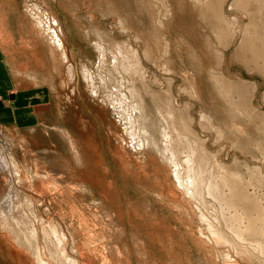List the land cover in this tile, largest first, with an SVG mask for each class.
<instances>
[{
	"label": "rangeland",
	"instance_id": "1",
	"mask_svg": "<svg viewBox=\"0 0 264 264\" xmlns=\"http://www.w3.org/2000/svg\"><path fill=\"white\" fill-rule=\"evenodd\" d=\"M161 1L0 0V45L19 88L13 98L18 90L28 93L14 104L0 100V108L11 109L9 117H0V160L5 159L0 162V264H37L35 254L21 249L5 225L20 219L15 229L30 231L35 250H42L47 264H263L264 233H249L243 231L245 223L231 222L234 211L223 208L207 188L213 163L224 165L244 181L252 179L243 188L261 201L264 215V73L248 50L263 51L264 13L255 8L258 2L242 11L236 8L239 0H224L219 22L197 8L199 0ZM33 6L46 13L42 24L35 18L38 12L29 11ZM56 42L62 44L66 61L60 59ZM122 65L129 66L128 72ZM131 66L138 72L132 73ZM214 72L225 78L233 100L242 105L239 110L218 92L211 79ZM36 94L43 102L37 97L30 104ZM19 110H33L36 116L22 121L10 117ZM165 112L173 114L175 130ZM183 122L193 127L199 145L204 143L205 172L197 168L188 147L191 138L181 133ZM191 180L199 184V195H189ZM209 226L217 227L219 242Z\"/></svg>",
	"mask_w": 264,
	"mask_h": 264
},
{
	"label": "bare ground",
	"instance_id": "2",
	"mask_svg": "<svg viewBox=\"0 0 264 264\" xmlns=\"http://www.w3.org/2000/svg\"><path fill=\"white\" fill-rule=\"evenodd\" d=\"M159 1H161V0H159ZM196 1V0H195ZM194 1V2H195ZM223 1L224 0H199V2H197L198 4V6H197V8H199L200 9V11L201 12H203V13H205V14H207L208 15V17H211V18H213V19H215V21L217 20V21H219L220 22V19H221V17H222V13H221V6H222V4H223ZM240 2H235L236 4H238V6H236V8L238 7V9L239 8H241V10L243 11H247V10H249L250 9V6H252V7H255V5H256V3L258 2V4L259 5H257V7H255V8H257V11H259V12H261V14H262V11H263V13H264V2H262L261 0H239ZM162 3H163V0L161 1ZM161 2H158V4L159 3H161ZM256 2V3H255ZM157 4V5H158ZM165 4H166V2H165ZM28 6H30V5H28ZM164 6V5H163ZM166 6V5H165ZM164 6V7H165ZM196 6V5H195ZM232 7H234V6H232ZM163 8V7H162ZM162 8H160V9H162ZM169 7L167 6V9H168ZM235 8V7H234ZM29 8H27V10H28ZM166 9V8H165ZM254 9V8H253ZM252 9V10H253ZM30 10H32V11H37L38 12V14H36L37 15V17H35L36 19H37V21H38V23L39 22H41V24H42V18H43V20H45V19H47V17H46V13H44V11L43 12H40V11H38L39 9H37V8H34V6L33 7H30V9H29V11ZM240 10V9H239ZM254 10H256V9H254ZM31 11V12H32ZM169 11V10H168ZM198 11V10H197ZM151 12V11H150ZM153 12V11H152ZM151 12V13H152ZM249 12V11H248ZM252 12V11H251ZM250 12V13H251ZM164 13V12H163ZM245 14H246V12H244ZM32 14H33V12H32ZM35 14V13H34ZM167 14V13H166ZM261 14H259V16L261 15ZM49 15V14H48ZM151 15V14H150ZM256 15V14H255ZM44 16V17H43ZM235 17V16H234ZM244 17V16H243ZM260 17H263V16H260ZM32 18H33V16H32ZM45 18V19H44ZM155 19V18H154ZM252 19V18H251ZM257 19V18H256ZM34 20V19H33ZM224 20H225V18H224ZM238 19L236 18V20H235V18H234V21L233 22H235V21H237ZM259 20V19H258ZM159 22H160V20H158ZM162 21V20H161ZM239 21H240V19H239ZM253 21H254V18H253ZM263 21V20H262ZM52 22V21H51ZM156 23H158L157 22V20L155 21ZM228 22V21H227ZM251 23V25H252V21H248V23ZM255 22V21H254ZM259 22V21H258ZM37 23V24H38ZM49 23V22H48ZM240 23V22H239ZM238 23V24H239ZM247 23V24H248ZM261 23V22H260ZM259 23V24H260ZM45 24V23H44ZM51 24H53V23H51ZM229 24V23H228ZM234 24H236V23H234ZM255 24H257V23H255ZM39 25V24H38ZM48 25V24H47ZM46 25V26H47ZM158 25V24H157ZM160 25V24H159ZM158 25V26H159ZM230 25V24H229ZM251 25H249L250 27H253V28H255L253 25L251 26ZM260 25H262V24H260ZM44 26V25H43ZM43 26H41V27H43ZM53 26V25H52ZM124 26V25H123ZM160 26H162V25H160ZM220 26V25H219ZM233 26V25H232ZM218 27V26H217ZM220 27H222V26H220ZM229 27V29H230V26H228ZM234 27H236V26H234ZM241 27V26H240ZM240 27H238V28H240ZM39 28V27H38ZM45 28V27H44ZM155 28H156V26H155ZM231 28H233V27H231ZM246 28V27H245ZM262 28V27H261ZM41 29V28H40ZM39 29V30H40ZM256 29V28H255ZM254 29V30H255ZM47 30H49V29H47ZM52 30V29H51ZM154 30V29H153ZM222 30V29H221ZM232 30V29H231ZM240 30V29H239ZM245 30H247V29H245ZM249 30H250V28H249ZM42 31V30H41ZM57 31V30H56ZM243 31V30H242ZM258 31V30H257ZM51 32V31H50ZM246 32V31H245ZM248 32V31H247ZM246 32V33H247ZM255 32V31H254ZM253 32V33H254ZM231 33V32H230ZM40 34V33H39ZM251 34H252V32H251ZM41 35H42V33H41ZM44 35L45 36H47V34H46V32L44 33ZM152 35V34H151ZM236 35V34H235ZM245 35V34H244ZM248 35V34H247ZM254 35V34H253ZM49 36H51L52 37V35L51 34H49ZM55 36H56V34H55ZM54 35H53V37H55ZM61 36V35H60ZM159 36V35H158ZM231 36V35H230ZM257 36V35H256ZM260 36V35H259ZM138 37V36H137ZM232 37V36H231ZM248 37V36H247ZM247 37H245L246 39H247ZM254 37H255V35H254ZM42 38H44V36L42 37ZM233 38H234V36H233ZM257 38H258V36H257ZM48 39V38H47ZM55 39H56V37H55ZM61 39V38H60ZM221 39V38H220ZM250 38H248V40H249ZM261 39H262V37H261ZM260 38H259V42H260V40H261ZM264 39V38H263ZM51 40H53V39H51ZM245 40V39H244ZM248 40H245L246 42L248 41ZM251 40V39H250ZM45 41H46V38H45ZM56 41V40H55ZM148 41V40H147ZM157 41H158V39H157ZM230 41V40H229ZM264 41V40H263ZM232 42V41H231ZM245 42V43H246ZM251 42H253V43H255L254 41H251ZM258 42V43H259ZM47 43H48V41H47ZM51 43V42H50ZM55 43V42H54ZM57 43V45H56V47L58 48V50H60L59 52H60V55H61V58L60 59H65V61H66V58H67V55H66V53H65V50L63 49V46H62V44H60V43H58V42H56ZM224 44L226 43L225 41L223 42ZM222 43V44H223ZM228 43H230V42H228ZM244 43V44H245ZM250 43V42H249ZM124 44V43H123ZM47 45H49V44H47ZM98 45V44H97ZM100 45V44H99ZM117 45V44H116ZM120 45V44H119ZM226 45H228V44H226ZM226 45H224V46H226ZM254 45V44H253ZM252 45V46H253ZM256 45H258V44H256ZM256 45H254V46H256ZM96 46V45H95ZM101 46V45H100ZM99 46V47H100ZM124 46V45H123ZM117 48L119 47V46H116ZM125 47H127V46H125ZM264 47V46H263ZM52 48H54V47H52ZM56 48V49H57ZM96 48H97V46H96ZM113 48V47H112ZM137 48V47H136ZM147 48V47H146ZM166 48V47H165ZM102 49V48H101ZM124 49V48H123ZM246 49V48H245ZM257 49V48H256ZM53 50V49H52ZM119 50V49H118ZM117 49H116V52H118L119 53V51H118ZM155 50V49H154ZM248 50H251L250 52H252V60H253V63H255L256 65H257V67H258V69H260V71H262L263 73H264V48H263V51L261 50V52H259V51H253V50H255L254 48H253V50L252 49H248ZM258 50V49H257ZM55 51V50H54ZM102 51V50H101ZM124 51H126V49L124 50ZM132 51V50H131ZM149 51H150V49H149ZM161 51V50H160ZM108 52V51H107ZM127 52V51H126ZM146 52V51H145ZM144 52V53H145ZM191 52V51H190ZM219 52V51H218ZM53 53V52H52ZM105 53V52H104ZM120 53H121V51H120ZM125 53V52H124ZM143 53V52H142ZM152 53V52H151ZM167 53V52H166ZM55 54V53H54ZM53 54V55H54ZM107 54V53H106ZM122 54V53H121ZM120 54V55H121ZM128 54V53H127ZM127 54H125V57H127L126 55ZM168 54V53H167ZM219 54H220V52H219ZM56 55V54H55ZM100 55H102V53L100 54ZM119 55V56H120ZM128 55H130V52H129V54ZM132 55H135V52H133V54ZM144 55V54H143ZM147 55V54H146ZM149 55V54H148ZM103 56V55H102ZM101 56V57H102ZM115 56H118L117 55V53H116V55ZM123 56V55H122ZM136 56V55H135ZM152 56V55H151ZM55 57V56H54ZM105 57V56H104ZM104 57H102V59L104 60ZM129 57V56H128ZM127 57V58H128ZM134 58V57H133ZM133 58H132V62H133ZM150 58V57H149ZM220 58H222V56H220ZM219 58V59H220ZM101 59V60H102ZM113 59V61H114V58H112ZM119 59H120V57H119ZM122 59V58H121ZM131 58H129V60H130ZM135 59V63L137 62V60H136V58H134ZM148 59V58H147ZM117 60V62H119V61H121V60H119L118 61V59H116ZM122 60H125L124 59V57H123V59ZM139 60V59H138ZM151 60V59H150ZM221 60V59H220ZM62 61V60H61ZM105 61V60H104ZM128 61V60H127ZM131 61H130V63H131ZM154 61V60H153ZM169 62H170V60H168ZM64 62V61H63ZM123 62V61H122ZM125 62H126V60H125ZM217 62H219V61H217ZM114 63H115V61H114ZM124 63V62H123ZM130 63H129V65H130ZM109 64V63H108ZM111 64V63H110ZM118 63H116V64H113V65H117ZM121 64V63H120ZM132 64V63H131ZM119 65V64H118ZM117 65V66H118ZM124 65V64H123ZM122 65V66H123ZM136 65V64H135ZM138 66H136V67H138L139 68V64H137ZM170 66V65H169ZM112 67V66H111ZM119 67V66H118ZM121 67V66H120ZM124 67V66H123ZM122 67V68H123ZM126 67H128V69H130L129 68V66L127 65H125V67L124 68H126ZM133 66H131V68H132ZM68 69H67V73L69 74V77H70V79L72 80V78H73V74H72V66H69V67H67ZM83 68V70H84V72H86V69H85V67H82ZM113 68V67H112ZM123 68V69H124ZM134 68V67H133ZM133 68H132V73H133V71H135L136 70V68H135V70H133ZM141 68V67H140ZM117 69V67L115 68V70L114 71H117L116 70ZM170 69V68H169ZM113 70V69H112ZM126 70H127V68H126ZM138 70V69H137ZM136 70V72H138ZM165 70V69H164ZM123 71V70H122ZM122 71H120V72H122ZM142 70H140V72H141ZM169 70L167 69L166 70V72H168ZM88 72V71H87ZM124 72H126V71H123L122 73H124ZM127 72H128V70H127ZM130 72V71H129ZM135 73V72H134ZM87 74V73H86ZM126 74V73H125ZM136 74V73H135ZM140 73H138V75H139ZM116 75V74H115ZM137 75V74H136ZM141 75H142V72H141ZM90 76V75H89ZM134 76V75H133ZM210 76H212V75H210ZM85 77V76H84ZM100 77V76H99ZM102 77V76H101ZM120 77V76H119ZM213 77V78H212ZM211 77V79H212V81H214V83H215V85H216V88H217V90H218V92L220 93V95L221 96H223L224 98H225V100L226 101H228L229 103H230V106H233L234 108H238V110H239V108L240 107H242V105H241V103H237L236 101H234L233 100V98H232V95L231 94H233V92H231V94L229 93V91L230 90H232V89H229V91H228V88L225 86V83H226V81L224 80L225 78H223L222 79V77L219 75V74H217V73H213V76ZM123 78V77H122ZM121 78V79H122ZM138 78V77H137ZM140 78V77H139ZM69 79V80H70ZM88 79H89V77H88ZM102 79H105V77L104 78H102ZM102 79H100V80H102ZM112 79H113V77H112ZM84 80V79H83ZM115 80V79H114ZM131 80V79H130ZM137 80V79H136ZM168 80H169V78H168ZM85 81V80H84ZM103 81V80H102ZM108 82H109V80H107ZM124 81V80H123ZM170 82H171V79L169 80ZM224 81H225V83H224ZM231 81V80H230ZM99 82V81H98ZM104 82V81H103ZM132 82V81H131ZM139 82V81H138ZM232 82V81H231ZM230 82V83H231ZM116 83V82H115ZM119 83V82H118ZM229 83V84H230ZM133 86H134V84L133 83H131ZM170 84V83H169ZM235 84V83H234ZM243 84V83H242ZM88 85V84H87ZM121 85V84H120ZM132 85H130L131 87H132ZM231 85H233L232 83H231ZM236 85V84H235ZM141 86H142V83H141ZM191 86V85H190ZM238 86V85H237ZM236 86V87H237ZM240 86H241V84H240ZM192 87V86H191ZM190 87V88H191ZM235 87V88H236ZM242 87H244V86H242ZM115 88V87H114ZM128 88V87H127ZM232 88V87H231ZM234 88V89H235ZM239 88V87H238ZM241 88V87H240ZM129 89V88H128ZM133 89V88H132ZM136 89H137V87H136ZM141 89V88H140ZM169 89V88H168ZM189 89V88H188ZM193 89V88H192ZM192 89H190L189 91H188V95H190L191 94V96H193L194 94H193V90ZM92 90V89H91ZM118 90V89H117ZM133 90H135V89H133ZM171 90V89H170ZM169 90V91H170ZM184 90V89H183ZM235 90H237V89H235ZM240 90V89H239ZM243 90V89H242ZM241 90V91H242ZM94 91V90H93ZM92 91V92H93ZM129 91V90H128ZM151 91V90H150ZM91 92V91H90ZM89 92V93H90ZM96 92V91H95ZM133 92V91H132ZM172 92V91H171ZM237 93H238V91H236ZM235 91H234V94L236 93ZM240 92V91H239ZM115 93V92H114ZM130 93V92H129ZM155 93V92H154ZM157 93V92H156ZM155 93V95L154 96H156V100H157V94ZM167 93H168V91H167ZM236 93V94H237ZM93 94H94V92H93ZM92 94V95H93ZM109 94V93H108ZM138 94H140V92L138 93ZM137 94V97L139 96ZM151 94V93H150ZM153 94V93H152ZM170 94V93H169ZM124 95V94H123ZM142 95V94H141ZM140 95V96H141ZM158 95H160V94H158ZM125 96V95H124ZM131 96H133L134 97V94L133 95H131ZM161 96V95H160ZM164 97H165V95H163ZM242 95H239L238 97H241ZM115 97V96H114ZM142 97V96H141ZM168 97H170V96H168ZM197 97V96H196ZM235 97V96H234ZM237 97V96H236ZM237 97V98H238ZM111 98V97H110ZM135 98V97H134ZM143 98V97H142ZM224 98H222L223 100H224ZM94 99H96V98H94ZM118 99V98H117ZM136 99V98H135ZM169 99V98H168ZM167 99V100H168ZM240 99V98H239ZM242 99V98H241ZM245 99V98H244ZM111 100V99H110ZM132 100V99H131ZM162 100H164V98L162 99ZM166 100V99H165ZM170 100V99H169ZM168 100V101H169ZM224 100V101H225ZM136 101V100H135ZM138 101V100H137ZM137 101L135 102V103H137ZM118 102H119V100H118ZM142 102V101H141ZM140 102V103H141ZM159 102V101H158ZM163 102V101H162ZM239 102H240V100H239ZM110 103V102H109ZM133 103V102H132ZM134 103V104H135ZM169 103H170V101H169ZM225 103H227V102H225ZM126 104V103H125ZM159 104V103H158ZM171 104V103H170ZM117 105H119V104H117ZM160 105V104H159ZM187 105H188V103H187ZM229 105V104H228ZM241 105V106H240ZM132 106V105H131ZM141 106H143V105H141ZM188 106H190V105H188ZM187 106V107H188ZM127 107V106H126ZM138 107H140V106H138ZM145 107V106H144ZM185 107V106H184ZM133 108V107H132ZM186 108V107H185ZM140 109H141V107H140ZM232 109V108H231ZM243 109H244V106H243ZM242 109V110H243ZM121 110V109H120ZM129 110V109H128ZM134 110V109H133ZM136 110V109H135ZM142 110V109H141ZM187 111H188V109H186ZM250 110H251V107H250ZM165 111V110H164ZM169 111V110H168ZM184 111V110H183ZM236 111V110H235ZM245 111H247V110H244V112ZM145 112V111H144ZM171 112V111H170ZM179 112V111H178ZM189 112V111H188ZM234 112V111H233ZM241 111H239V113H240ZM251 112V111H250ZM250 112L248 111L247 113H248V115L250 116L251 114H250ZM166 113V112H165ZM243 112H241V114H242ZM140 114H143L141 111H140ZM145 114H147V113H145ZM154 114V113H153ZM202 114V113H201ZM206 114V113H205ZM230 114H233V113H230ZM156 115V114H155ZM166 115H167V117L168 118H170L169 120H171L170 121V123H171V125H172V128L174 127V130H175V126H174V124L176 123L175 121V119H174V116H173V114H171V113H166ZM166 115H165V118L164 119H166L167 117H166ZM185 115V114H184ZM190 115V114H189ZM247 115V116H248ZM139 116V115H138ZM142 116V115H141ZM146 116V115H145ZM182 116V115H181ZM207 116V115H206ZM210 116V115H209ZM234 116V115H233ZM242 116V115H241ZM143 117V116H142ZM205 117V116H204ZM140 118V117H139ZM145 118V117H144ZM167 118V119H168ZM187 118V117H186ZM192 118V117H191ZM201 118H203V115H201ZM147 119V118H146ZM206 119H208V118H206ZM132 120V119H131ZM136 120V119H135ZM143 120V119H142ZM145 120V119H144ZM154 120V119H153ZM192 120H193V118H192ZM157 121H158V119H157ZM166 121V120H165ZM203 121V120H202ZM210 121V120H209ZM208 120H207V123L209 122ZM149 122V121H148ZM150 122H154V121H150ZM169 122V121H168ZM213 122V121H212ZM190 123H191V121H190ZM206 123V124H207ZM151 124V123H150ZM156 124H157V122H156ZM168 124V123H167ZM181 124H183V129H181V133H183L185 136H187L188 137V139L189 138H191L189 141H191L192 142V144H190V142L188 143L189 144V146L188 147H190V151H192V153H193V155L196 157V164H197V168L200 170V171H202L203 172V170L205 169V157L207 156V150H206V148H202V145L204 144H202L201 143V146L199 145V139H198V136H196V133L194 132V130L189 126V123H186V124H184V122L183 123H181ZM199 124H201L202 125V127L205 125V123L204 122H200ZM149 125V124H148ZM146 126V127H148V129L150 128L149 126ZM176 125V124H175ZM151 126V125H150ZM207 126V125H206ZM212 126V125H211ZM146 127L145 126H143V129L142 130H144V128L146 129ZM164 127V126H163ZM264 127V126H263ZM171 128V129H172ZM180 127H178V129H179ZM204 128V127H203ZM208 128H210V127H207V130H210V129H208ZM262 128V127H261ZM261 128H259L260 130H261ZM218 129V128H217ZM219 130V129H218ZM259 130V131H260ZM153 131V130H152ZM151 131V132H152ZM165 131V130H164ZM217 130L215 129V134H219L220 132L218 131V133L216 132ZM262 131V130H261ZM62 132H63V130H62ZM144 132V131H143ZM143 132H142V134H143ZM176 132V131H175ZM178 132V131H177ZM180 132V131H179ZM178 132V133H179ZM263 132V131H262ZM147 133V132H146ZM145 132H144V134H146ZM264 133V132H263ZM63 134V133H62ZM133 134V133H132ZM65 135V134H64ZM199 135V134H198ZM222 135V134H221ZM220 134L218 135V136H221ZM178 136V135H177ZM181 136V135H180ZM69 137V136H68ZM67 137V138H68ZM146 137V136H145ZM153 137H155V136H153ZM170 137V136H169ZM169 137H168V140H169ZM184 137V136H183ZM149 139H150V137H148ZM174 138H175V136H174ZM220 138V137H219ZM70 139V138H69ZM171 140V139H170ZM176 140H178L177 139V137H176ZM175 140V141H176ZM187 140V139H186ZM69 141H71V140H69ZM145 141H146V138H145ZM201 141H203V140H201ZM260 141V140H259ZM147 142H148V140H147ZM146 142V143H147ZM153 142V141H152ZM151 142V143H152ZM178 142H180V140L178 141ZM177 142V143H178ZM149 143V142H148ZM155 143V142H154ZM169 143V142H168ZM181 143V142H180ZM156 144V143H155ZM164 144H166V142H164ZM173 144H176V143H173ZM181 144H183V143H181ZM147 145H149V144H147ZM260 145V144H259ZM264 145V144H263ZM155 146V145H154ZM156 146H158V145H156ZM155 146V148H157ZM167 146V145H166ZM171 146H172V144H171ZM178 146H179V144H178ZM160 147L162 148V146L160 145ZM163 147H165L164 145H163ZM183 148V146H180V147H178V148ZM187 147V146H186ZM264 147V146H263ZM160 148V149H161ZM262 148V147H261ZM159 148L157 149V150H160ZM173 149V148H172ZM264 149V148H263ZM156 150V151H157ZM169 150V149H168ZM183 149H181V151H182ZM161 151V150H160ZM186 151V150H185ZM189 151V150H188ZM263 151V150H262ZM163 152V151H162ZM161 152V153H162ZM158 153V152H157ZM169 153V152H168ZM173 153V152H172ZM164 154V153H163ZM178 154V153H177ZM182 154V153H181ZM189 154V153H188ZM1 155V154H0ZM161 155V154H160ZM166 155V154H165ZM168 155V154H167ZM166 155V156H167ZM172 155H174V154H172ZM175 156V159H176V155H174ZM186 156V155H185ZM216 155H214V157H215ZM180 157V156H179ZM187 157V156H186ZM189 157V156H188ZM187 157V158H188ZM208 157V156H207ZM164 158V157H163ZM166 158V157H165ZM169 158V157H168ZM167 158V159H168ZM1 160H4L3 161V163L5 162V159H4V157H1ZM1 160H0V162H1ZM172 160L174 161V159L172 158ZM178 161V160H177ZM187 161H189V160H187ZM192 161V160H191ZM216 161H218V160H216ZM7 162H9V161H7ZM176 162V161H175ZM174 162V163H175ZM179 162H181L180 160H179ZM207 162V161H206ZM213 163V162H212ZM168 164V163H167ZM173 164V163H172ZM189 164H191V163H189ZM193 164H195V162L193 163ZM218 164V163H217ZM216 163H213V165H214V168H211L210 170H209V172H208V184H209V187L207 188V190H208V193H210V196L212 195L213 197H215V199H218V202L220 201L221 202V206L223 207V208H228V209H232L233 211H234V213H233V215L231 216V222H233V223H235V222H239V223H245V226H244V230L243 231H249V233H253L254 234V232L255 233H259L258 231H262V234L264 233V230L262 229V225H263V223L261 222V219L262 218H264V215H262V210H263V208H262V206L260 205V202H258L259 200L257 199V198H255L254 196L252 197V196H250L248 193H247V187L246 188H243V184L245 185V184H248L249 182H251L252 181V179H251V181H244L242 178H241V176H240V174L239 173H235V172H231V171H229V170H227L226 168H228V167H225L224 165H217ZM9 165V164H8ZM12 165H13V169H14V164L12 163ZM169 165V164H168ZM177 165V164H176ZM209 165V164H208ZM11 166V165H10ZM187 166H189V165H187ZM211 166H212V164H211ZM179 167V166H178ZM209 167V166H208ZM5 168H6V166H5ZM8 168V167H7ZM193 168H194V166H193ZM12 169V170H13ZM180 169V168H179ZM186 169V168H185ZM188 170V169H187ZM189 170H191V169H189ZM233 170V169H232ZM246 170V169H245ZM247 170H248V168H247ZM260 170V169H259ZM250 171V170H249ZM256 171V170H255ZM182 172V171H181ZM186 172V171H185ZM190 172V171H189ZM204 172H205V170H204ZM237 172V171H236ZM251 173V172H250ZM184 174V173H183ZM194 174V173H193ZM196 174V173H195ZM253 174V173H252ZM251 174V175H252ZM260 174V173H259ZM248 175V174H247ZM254 176H256L255 175V173L253 174ZM201 176H203V175H201ZM204 176H205V174H204ZM250 177V176H249ZM260 177V176H259ZM175 178L177 179V180H179V179H181L180 178V175H179V170L176 168V170H175ZM250 178H254V177H250ZM257 178V177H256ZM190 179V178H189ZM189 179H188V181H189ZM199 179V178H198ZM200 180H202V178L200 179ZM250 180V179H249ZM186 182V181H185ZM194 180H191V184L190 183H188V184H190V186H191V189L189 190L188 189V193H189V195L190 196H192V194H193V192H198V195H199V188H198V186H199V184H198V186H197V184H196V186L194 185ZM200 182V181H199ZM204 182V181H203ZM202 182V183H203ZM259 182V181H258ZM198 183V182H197ZM252 183V182H251ZM262 183V182H261ZM260 183V184H261ZM264 183V182H263ZM180 184H181V182H180ZM187 184V185H188ZM259 184V185H260ZM201 185V184H200ZM223 186L222 188H223V192L222 191H220V186ZM250 185H252V184H250ZM182 186V185H181ZM253 186V185H252ZM249 187V186H248ZM192 188H193V190H192ZM203 188V187H202ZM249 188H251V187H249ZM255 188H256V184H255ZM258 188V187H257ZM262 188V187H261ZM264 188V187H263ZM182 189V188H181ZM187 189V188H186ZM226 189H227V192H225L226 191ZM258 190V189H257ZM261 190V189H260ZM263 190V189H262ZM187 191V190H186ZM215 191H218L217 192V195H216V192ZM259 191V190H258ZM203 192V191H202ZM257 192V191H256ZM12 193V192H11ZM7 194V193H6ZM5 194V195H6ZM16 193H14L13 195H15ZM201 194V193H200ZM204 195V194H203ZM251 195H252V193H251ZM262 195V194H261ZM195 196H196V194H195ZM208 196H209V194H208ZM16 197V196H15ZM203 197V196H202ZM206 197V196H205ZM212 197V198H213ZM4 198V197H3ZM194 198V197H193ZM263 198V197H262ZM205 199V198H204ZM261 199V198H260ZM264 199V198H263ZM3 200H5V199H3ZM8 200V199H7ZM12 200H13V198H12ZM11 200V201H12ZM14 202H15V200H13ZM12 201V202H13ZM195 201H197V200H195ZM208 201V200H207ZM5 202V201H4ZM13 202V203H14ZM17 202V201H16ZM192 202H194V200L192 201ZM205 202V201H204ZM2 203H3V201H2ZM19 203V202H18ZM7 204H8V202H7ZM11 204V203H10ZM213 204V203H212ZM216 204V203H215ZM20 205V204H19ZM203 205V204H202ZM219 205V204H218ZM4 206H6V205H4ZM16 206V205H15ZM15 206H13V207H15ZM7 207V206H6ZM6 207H4V208H6ZM10 207V206H9ZM18 207V206H17ZM20 207V206H19ZM18 207V208H19ZM197 207V206H196ZM17 208V209H18ZM198 208V207H197ZM3 209V208H2ZM2 209L0 208V214H3V211H2ZM15 209V208H14ZM8 210V209H7ZM11 210V209H10ZM217 210V209H216ZM223 210V209H222ZM5 211V210H4ZM13 211V210H12ZM210 211V210H209ZM7 212H9V213H11V211H7ZM15 214H17L16 212H14ZM220 213V212H219ZM229 213V212H228ZM8 214V213H7ZM13 214V213H12ZM224 215V214H223ZM8 216V215H7ZM12 216V215H11ZM23 216V215H22ZM21 216V218H23ZM205 216V215H204ZM6 217V216H5ZM4 217V218H5ZM13 217H14V215H13ZM218 217V216H217ZM3 218V217H2ZM3 218V219H4ZM14 218H16V217H14ZM227 218V217H226ZM255 218H257V220L255 219ZM8 219V218H7ZM12 219V218H11ZM10 219V220H11ZM17 219H19L18 217H17ZM207 219V218H206ZM228 219V218H227ZM5 220V219H4ZM16 220V219H15ZM22 222H23V220L22 219H20ZM200 220V219H199ZM264 220V219H263ZM21 221H17L16 220V222L15 221H13V222H11V221H8L7 222V224H5L6 225V227L8 228V229H11V231L13 232V238H14V240H15V242L21 247V249H23L24 251H30L31 252V255L32 254H35V257H36V259H37V264H47L46 263V259H45V262H44V260L42 259V256H40L41 255V252H39V250H41V249H36L35 250V248H34V245L32 244V238L31 237H29L28 236V234H29V232H28V234H26L25 233V231H24V233L22 232L23 230L22 229H25V227L23 228H21L20 230H22L21 231V233H19L20 231H17L15 228H17L16 226H18V228H19V222L21 223ZM25 221V220H24ZM224 221V220H223ZM256 221H258V222H260L261 224L258 226L257 225V223H256ZM225 222V225H226V220L224 221ZM231 222L229 223V224H231ZM212 223V222H211ZM4 224V223H3ZM25 224V223H24ZM23 224V225H24ZM214 224V223H213ZM227 224H228V222H227ZM242 224V225H243ZM22 225V224H21ZM29 225V224H28ZM215 225V224H214ZM222 225V224H221ZM25 226H26V224H25ZM53 227V226H52ZM221 227V226H220ZM228 227V226H227ZM54 228V227H53ZM52 228V229H53ZM209 228H210V233L213 235V239L214 240H216L217 242H219L221 239H222V236H220V234L217 232V227H216V229H213V228H211V226H209ZM7 229V230H8ZM55 229V228H54ZM225 229V228H224ZM233 229V228H232ZM10 231V232H11ZM34 231V230H33ZM32 231V232H33ZM54 231V230H53ZM56 231V230H55ZM224 231V230H223ZM233 231H234V229H233ZM221 232V231H220ZM235 232V231H234ZM238 232H240V234H239V236H241V235H243L242 234V230L241 231H238ZM57 233H58V231H57ZM232 233V232H231ZM33 234V233H32ZM247 233H245V235H246ZM11 235V236H12ZM30 235H31V233H30ZM47 235V234H46ZM46 235H44V236H46ZM258 236H259V234H257ZM264 235V234H263ZM51 236V235H50ZM62 236V235H61ZM224 236V235H223ZM226 236V235H225ZM230 236V235H229ZM253 235H251L250 237H252ZM255 236H256V234H255ZM34 237V236H33ZM57 237H59V236H57ZM212 237V236H211ZM246 237H248L247 235H246ZM250 237H248V238H250ZM263 237V236H262ZM38 238V237H37ZM245 238V237H244ZM45 239V238H44ZM48 239H49V237H48ZM63 239V238H62ZM200 239V238H199ZM224 239H226V237L224 238ZM231 239H232V237H231ZM34 240V239H33ZM55 240V239H54ZM59 240V239H58ZM227 240V239H226ZM233 240V239H232ZM241 240H242V238H241ZM245 240V239H244ZM248 240V239H247ZM39 241V240H38ZM62 241V240H61ZM201 241H202V239H201ZM237 241V240H236ZM251 241V240H250ZM260 241V240H259ZM258 241V242H259ZM36 242H37V240H36ZM48 242V241H47ZM240 242V241H239ZM252 242V241H251ZM262 242H264V241H262ZM39 243H40V241H39ZM38 243V244H39ZM50 243H51V241H50ZM230 243V242H229ZM237 243V242H236ZM36 244V243H35ZM37 244V245H38ZM48 244V243H47ZM56 244V243H55ZM243 244V243H242ZM36 245V246H37ZM43 245V244H42ZM50 245V244H49ZM49 245H48V249H49ZM63 245V244H62ZM221 245V244H220ZM244 245V244H243ZM35 246V247H36ZM40 246V245H39ZM38 246V247H39ZM44 246H46V245H44ZM43 246V247H44ZM52 246V245H51ZM50 246V247H51ZM228 246V245H227ZM247 246V245H246ZM261 246V245H260ZM53 247V246H52ZM236 247V246H235ZM239 247V246H238ZM41 248V247H40ZM47 248H46V251H47ZM54 248H57L56 247V245H55V247ZM59 248V247H58ZM62 248V247H61ZM217 248V247H216ZM241 248V247H240ZM247 248V247H246ZM260 248V247H259ZM248 249V248H247ZM45 250V249H44ZM216 250V249H215ZM241 250V249H240ZM262 250V249H261ZM42 251V250H41ZM58 251H60V250H58ZM61 251H63V249L61 250ZM237 251V250H236ZM50 252V251H49ZM55 253L57 252V251H54ZM253 252V251H252ZM264 252V251H263ZM262 252V253H263ZM60 253V252H59ZM64 253V252H63ZM257 253V252H256ZM43 254V253H42ZM239 254V253H238ZM241 254V253H240ZM252 254V253H251ZM51 255H53L52 253H51ZM50 255V256H51ZM56 255H58V254H56ZM65 255V254H64ZM264 255V254H263ZM242 256H244V255H242ZM257 256V255H256ZM59 257H61V255L59 256ZM43 258H45V257H43ZM55 258V257H54ZM230 258V257H229ZM250 258V257H249ZM49 259V258H48ZM233 259V258H232ZM254 259V258H253ZM262 259V258H261ZM51 260V259H50ZM63 260V259H62ZM64 260H66L65 259V257H64ZM223 260V259H222ZM241 260H244V259H241ZM251 260V259H250ZM55 261H56V259H55ZM71 261V260H70ZM227 261V260H226ZM259 261V260H258ZM50 262V261H49ZM56 262H58V261H56ZM55 262V264H57ZM65 262V261H64ZM67 262V261H66ZM74 262V261H73ZM227 262H229V261H227ZM232 262V261H231ZM262 262H263V264H264V261L262 260ZM68 263V262H67ZM255 263V262H254ZM53 264V263H52ZM59 264V263H58ZM65 264V263H64ZM69 264H70V262H69ZM72 264V263H71ZM236 264H238L237 262H236ZM244 264V263H243ZM260 264V263H259Z\"/></svg>",
	"mask_w": 264,
	"mask_h": 264
},
{
	"label": "crops",
	"instance_id": "3",
	"mask_svg": "<svg viewBox=\"0 0 264 264\" xmlns=\"http://www.w3.org/2000/svg\"><path fill=\"white\" fill-rule=\"evenodd\" d=\"M17 88H18L17 78L13 74L10 66L8 65L7 60L4 59V53H3L2 47L0 45V100H2V101L3 100H6V101L9 100V102H11V104H14L15 102H18V97L22 96L19 99L21 101H24L25 100L24 96H26L25 94H28V93H24L21 90L17 91V93H18L17 98H15V99L13 98V93L16 92ZM37 97L39 99H41L39 102H41V101L43 102V98L40 97V94L39 95L36 94L35 97H33L32 99L29 100L30 104H33V102L36 101ZM30 104H28V107L30 106ZM33 107H31V109ZM9 110H11V109L0 108V117L1 118L9 117L7 114V112H9ZM10 115H11L10 117H14L15 119L18 118L20 121H22V119H24V120L28 119L29 120V119L34 118L36 116V115H33V110L28 112V113L26 111H23V110H19L17 113L12 111V114H10ZM0 120H2V119H0Z\"/></svg>",
	"mask_w": 264,
	"mask_h": 264
}]
</instances>
